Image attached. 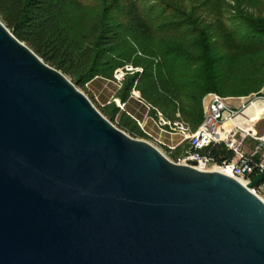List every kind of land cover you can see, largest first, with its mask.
Masks as SVG:
<instances>
[{
	"label": "water",
	"instance_id": "1",
	"mask_svg": "<svg viewBox=\"0 0 264 264\" xmlns=\"http://www.w3.org/2000/svg\"><path fill=\"white\" fill-rule=\"evenodd\" d=\"M109 120L0 20V264H264V200Z\"/></svg>",
	"mask_w": 264,
	"mask_h": 264
},
{
	"label": "trees",
	"instance_id": "2",
	"mask_svg": "<svg viewBox=\"0 0 264 264\" xmlns=\"http://www.w3.org/2000/svg\"><path fill=\"white\" fill-rule=\"evenodd\" d=\"M0 0V19L46 63L84 87L96 77L128 73L116 97L133 90L156 117L181 119L195 131L203 121V98L247 96L264 87V0ZM101 112L133 137H148L115 102ZM116 118L117 122H116ZM181 151V154H180ZM184 148L173 151V158ZM219 162L233 153L210 149ZM264 192V191H263Z\"/></svg>",
	"mask_w": 264,
	"mask_h": 264
},
{
	"label": "built area",
	"instance_id": "3",
	"mask_svg": "<svg viewBox=\"0 0 264 264\" xmlns=\"http://www.w3.org/2000/svg\"><path fill=\"white\" fill-rule=\"evenodd\" d=\"M143 72L141 67L126 65L117 68L114 72L115 82L121 87L128 73ZM132 95L141 100L140 93L133 90ZM123 108L125 105L115 99ZM257 105V106H256ZM249 111V109H251ZM204 117L200 126L193 131L185 123L180 114L177 119L169 120L156 109L155 120L157 125L170 133L181 136L180 145L184 151L176 161L179 164H188L199 170H218L235 177L247 185L254 177L264 172V94L262 90L247 96L225 97L216 92H209L203 98ZM139 127L145 131L144 122L135 119ZM253 141L251 149H246V143ZM217 145L225 147L233 153L230 160L219 162L210 153V149ZM176 146L167 150L173 153ZM264 191V182L253 189L260 196Z\"/></svg>",
	"mask_w": 264,
	"mask_h": 264
},
{
	"label": "rangeland",
	"instance_id": "4",
	"mask_svg": "<svg viewBox=\"0 0 264 264\" xmlns=\"http://www.w3.org/2000/svg\"><path fill=\"white\" fill-rule=\"evenodd\" d=\"M81 1H82V4H84L85 6H90V5H94L98 0H81ZM136 1L138 2V5H140V6H144V5L150 6L151 4H153V3L156 2L155 0H136ZM67 77L72 81L71 76H67ZM123 82H124V80H123ZM77 87L82 92H84L87 96H89V98L92 100V102L94 103V105L100 111H101L102 108H104L105 106L109 105L112 102H115L116 105L122 111L125 110V108H126L125 106H123V108H121L117 104V102L115 101V99L119 100L116 97V94H117L118 90L121 87H118V84L115 82L114 73H113L112 78L96 77L92 81H90L89 83H87L84 87H81V86H77ZM117 119L118 118H116V122H117ZM113 123L115 125H117L115 122H113ZM134 138H136V139H142V140H147V141L151 142L157 148H159L169 159H171L173 161H176V159L173 158L172 153L169 154V151L166 148H163L159 144L155 143L149 137H140V136H137V137H134ZM181 147H183V146H181ZM180 154H181V151H180ZM261 195L264 198V192H262Z\"/></svg>",
	"mask_w": 264,
	"mask_h": 264
},
{
	"label": "crops",
	"instance_id": "5",
	"mask_svg": "<svg viewBox=\"0 0 264 264\" xmlns=\"http://www.w3.org/2000/svg\"><path fill=\"white\" fill-rule=\"evenodd\" d=\"M264 94V87L262 89ZM125 110L134 118L144 122L145 125V133L147 136L159 144L163 148L168 149L170 146H176L177 148H181L180 141L181 136L179 134L170 133L165 130H162L155 120V117L149 113L148 107L144 104L143 101L135 98L133 95L129 98V100L124 103ZM264 123H259L258 125L261 127ZM263 128V126H262ZM253 141H248L246 143V149H251ZM175 149V150H176ZM174 150V151H175Z\"/></svg>",
	"mask_w": 264,
	"mask_h": 264
},
{
	"label": "bare ground",
	"instance_id": "6",
	"mask_svg": "<svg viewBox=\"0 0 264 264\" xmlns=\"http://www.w3.org/2000/svg\"><path fill=\"white\" fill-rule=\"evenodd\" d=\"M257 106V105H256ZM252 110V108L251 109H249V111H251Z\"/></svg>",
	"mask_w": 264,
	"mask_h": 264
}]
</instances>
